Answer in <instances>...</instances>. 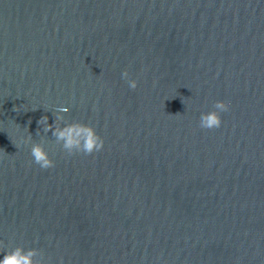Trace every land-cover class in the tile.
I'll return each instance as SVG.
<instances>
[{"label": "water", "instance_id": "1", "mask_svg": "<svg viewBox=\"0 0 264 264\" xmlns=\"http://www.w3.org/2000/svg\"><path fill=\"white\" fill-rule=\"evenodd\" d=\"M60 107L102 151L42 132ZM0 243L37 264H264V0H0Z\"/></svg>", "mask_w": 264, "mask_h": 264}, {"label": "clouds", "instance_id": "2", "mask_svg": "<svg viewBox=\"0 0 264 264\" xmlns=\"http://www.w3.org/2000/svg\"><path fill=\"white\" fill-rule=\"evenodd\" d=\"M129 73L124 71L122 78L128 81L131 89H136L137 82L135 80H128ZM215 110L202 113L199 119V127L205 130H214L221 127L222 120L220 113L230 110V105L223 101H218L213 105ZM68 112L67 108L60 107L54 110L53 116L55 118L54 124L48 123V117L43 116L38 125L42 126V132L47 134L52 133L55 138V142L59 144L62 150L69 156L78 153L85 155H92L95 152L102 151L104 148V140L99 136L94 127L74 122H64V116L62 113ZM63 124V126H62ZM41 131L37 130V134ZM25 145L31 144L30 155L33 158V162L43 170H48L55 167V162L50 158L48 152L43 146V141L40 143H32V137L29 135L24 139ZM3 245L0 243V248ZM41 255V251L38 249H27L23 247H15L14 249L3 252V258L0 259V264H37L36 257ZM39 264H45L44 258L41 259ZM62 264V262H61Z\"/></svg>", "mask_w": 264, "mask_h": 264}]
</instances>
